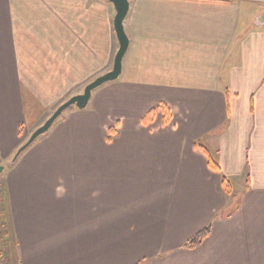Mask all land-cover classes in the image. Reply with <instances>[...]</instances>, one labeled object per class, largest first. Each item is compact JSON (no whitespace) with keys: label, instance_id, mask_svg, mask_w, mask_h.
Wrapping results in <instances>:
<instances>
[{"label":"crops","instance_id":"0c3cea01","mask_svg":"<svg viewBox=\"0 0 264 264\" xmlns=\"http://www.w3.org/2000/svg\"><path fill=\"white\" fill-rule=\"evenodd\" d=\"M115 15L110 0H0L1 151L112 70ZM124 26L118 79L10 179L22 261L264 264V1L130 0Z\"/></svg>","mask_w":264,"mask_h":264},{"label":"rangeland","instance_id":"374dc122","mask_svg":"<svg viewBox=\"0 0 264 264\" xmlns=\"http://www.w3.org/2000/svg\"><path fill=\"white\" fill-rule=\"evenodd\" d=\"M104 74V73H103ZM100 74V75H103ZM98 75V76H100ZM97 76V77H98ZM95 77V78H97ZM94 78V79H95ZM94 79L90 80L89 82L93 81ZM85 82L84 86L76 87V88H70L68 90V94L64 96L59 104L52 105L50 107L49 112L45 116L44 119L41 121H26L20 125V131H19V139L20 144L19 146L12 150L11 152H3L0 150V164L4 165L5 169L0 175V192L2 193L0 198V264H25V262L22 261L21 258V248L20 243L22 245L21 240H18L17 233L15 231L14 222L12 214H8V216H5L4 211V201L7 198V187L10 183V179L18 173V170L21 169V167L24 165L26 166L25 170V181L27 182V171H28V160L29 156L32 152H34L38 145H40L46 138H49L53 135V133L63 124L67 122L69 119V115L76 111V109H79L76 105L70 106L67 108L52 124L50 129L46 132L41 134L28 148H26L15 161H13L14 155L16 154L17 150L22 146L32 135V133L42 126L48 118L54 113V111L66 100L71 98L72 96L76 94H80L84 92L85 86L89 83ZM104 85V84H103ZM99 88V87H98ZM97 91V88L95 89ZM94 90V91H95ZM95 91V92H96ZM98 92H96L93 96H96ZM93 98V97H91ZM91 100V99H90ZM90 102V101H89ZM89 104V103H88ZM90 109L87 105V107L81 109L87 110ZM10 218L12 221H10Z\"/></svg>","mask_w":264,"mask_h":264},{"label":"water","instance_id":"95a60500","mask_svg":"<svg viewBox=\"0 0 264 264\" xmlns=\"http://www.w3.org/2000/svg\"><path fill=\"white\" fill-rule=\"evenodd\" d=\"M114 4L116 9V15L114 19L115 31L119 41V49L114 59V65L112 70L98 76L93 81L89 82L84 89L83 93L76 94L62 103L54 113L48 118V120L39 128H37L30 138L17 150L14 155L13 161L28 148L41 134L46 133L54 121L70 106L76 105L79 109L87 107L93 91L102 86L103 84L118 79L122 73L123 58L128 50L130 40L125 31L124 21L130 9V0H110ZM5 169L4 165L0 164V175Z\"/></svg>","mask_w":264,"mask_h":264},{"label":"trees","instance_id":"16d2710c","mask_svg":"<svg viewBox=\"0 0 264 264\" xmlns=\"http://www.w3.org/2000/svg\"><path fill=\"white\" fill-rule=\"evenodd\" d=\"M159 108L162 109L163 114H164V120H163L164 121V125L169 124L171 122V120H172V114H171L170 108L166 104H160ZM156 109L157 108H154V109L149 111V113L143 118V122L144 123H148V122L153 121V119L155 117ZM108 140H110L109 137H108ZM199 147L208 156V162H209L210 167L212 169H214V170H220L221 168H220L219 164L212 158V156H211L210 152L208 151V149L203 147L202 145H200ZM223 183H224V187H225L226 193H228L230 195L233 194L232 185H231L230 181L226 177L223 178ZM211 232H212V226L208 225L207 227H205L204 229L199 231L197 234H195L185 244V247L194 248V247L200 245L211 234ZM0 245H1V243H0ZM0 262H1V260H0Z\"/></svg>","mask_w":264,"mask_h":264},{"label":"built area","instance_id":"2783aa9c","mask_svg":"<svg viewBox=\"0 0 264 264\" xmlns=\"http://www.w3.org/2000/svg\"><path fill=\"white\" fill-rule=\"evenodd\" d=\"M262 1H264V0H262ZM1 195H2V193L0 192V198H1Z\"/></svg>","mask_w":264,"mask_h":264}]
</instances>
